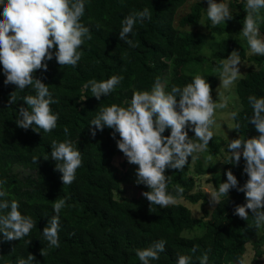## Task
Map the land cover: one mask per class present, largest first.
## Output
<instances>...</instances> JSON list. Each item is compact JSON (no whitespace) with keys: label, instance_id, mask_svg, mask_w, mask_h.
Wrapping results in <instances>:
<instances>
[{"label":"trees","instance_id":"1","mask_svg":"<svg viewBox=\"0 0 264 264\" xmlns=\"http://www.w3.org/2000/svg\"><path fill=\"white\" fill-rule=\"evenodd\" d=\"M205 1L87 0L81 22L89 28L91 38L81 45L80 61L75 67L60 66L53 57L46 62V70L33 73L57 99L56 104L50 105L59 114L57 127L48 133L16 125L18 109L26 107L21 98L34 93L30 87L17 91L16 102L10 105L8 99L16 86L5 85L0 71V179L5 181L2 188L8 193V199L17 201L18 210L34 221V227L22 239H0V264H15L18 257L26 258L29 253L35 257L34 264H140L134 250L148 247L159 239L165 240V250L151 264H174L177 254L190 255L193 264H198L196 258L204 252L208 253V264H236L238 257L246 256L249 245L253 248L255 263L264 264V227L258 238L259 231L253 225L251 214L247 220L233 214L234 207L245 202L243 192L230 189L228 197H221L219 204H211L202 190L197 191V178L207 171L198 162L193 175L189 157L183 170H165L166 176L171 175L168 190L175 195V186L184 189L175 204L165 208L150 206L142 195L148 189L136 183L134 196H123L125 177L119 174L114 163L122 159L124 169L128 162L117 149L110 134L112 130L105 127L94 137L88 130V123L99 106L113 103L126 106L133 90L150 89L157 77L166 83L167 91L172 85L182 87L195 75H201L209 83L210 95L215 100L219 78L213 69L235 50L253 68L235 86L241 109L232 121L234 125L240 124V131L238 134L233 129L232 139L239 135L245 138L258 135L248 121L251 108L247 97L264 96V56L249 55L247 44L237 36L246 15L243 0H228L232 19L216 26H211L206 18ZM187 6L189 11L179 16L180 10ZM145 7L151 12V19L134 25L135 35L129 34V37L137 46L129 48L118 38L120 21L130 12ZM259 31L264 36V23L260 24ZM111 75L123 79L113 92L100 100L82 87L89 79H107ZM65 127L67 138L75 143L82 160L75 179L68 185L60 180L55 162L43 158L51 151V140L66 138ZM185 130L190 138L194 136L187 127ZM168 134L166 129L162 135ZM223 145L226 140L213 136L208 146L212 155H216ZM117 155L122 157L117 159ZM33 156L38 158L37 162H33ZM225 162L230 161H224L215 187L226 180L228 170L236 176L238 186L243 185L247 180L243 158L236 165ZM57 198H66V204L59 214V247L50 248L41 231L53 214L52 203ZM184 201L200 205L203 218L195 219ZM211 205L214 207L209 211L207 207ZM201 226L204 232L200 236L183 234ZM193 247H196L195 253L191 252Z\"/></svg>","mask_w":264,"mask_h":264},{"label":"clouds","instance_id":"2","mask_svg":"<svg viewBox=\"0 0 264 264\" xmlns=\"http://www.w3.org/2000/svg\"><path fill=\"white\" fill-rule=\"evenodd\" d=\"M87 0H0V71L5 79L4 84L16 86L8 103L16 102L17 91L30 87L34 94L24 95L21 99L26 107L18 109L16 125L22 129L32 128L48 133L57 127L59 114L50 105L56 104L48 86L33 73L38 69H47V61H55L60 66L75 67L81 59V45L90 39L89 28L81 22L85 13ZM246 12L242 20V28L238 38L246 42L251 54L264 56V36L259 26L264 23V0H243ZM205 15L211 26L232 19L227 0H207ZM151 19L150 10L145 7L130 12L120 21L118 38L135 48L137 45L131 34L133 28ZM200 24L203 25L201 22ZM11 33V34H10ZM55 48L53 52L52 49ZM241 58L233 50L226 58H222L213 69L220 80L216 89V99L210 95V85L201 76L195 75L190 83L182 87L172 85L165 90L166 83L160 77L155 78L150 89L133 90L126 106L113 103L99 106L95 116L89 121V133L94 137L97 131L105 127L111 129L117 149L124 155L127 162L134 164L135 183L145 186L148 191L142 195L151 205L165 208L182 197L184 189L179 185L173 191L168 190L171 175H165L166 169L181 171L191 161H196L199 154L206 151L213 137L216 124L214 110L224 109L229 103L225 92L234 87L240 71ZM123 79L119 75H111L107 79L87 80L83 88L90 91L91 96L100 100L113 92ZM84 100V99H82ZM248 105L251 115L248 121L254 126L258 135L252 138L229 139L227 142L228 156L225 163L233 165L243 158V173L246 182L238 186L236 176L231 170L225 172L226 180L210 190L209 202L219 204L221 197L227 196L230 189L243 192L245 202L234 207L233 214L247 220L249 214L257 231L264 227V96L249 95ZM235 119L236 111L230 113ZM94 126V127H92ZM186 127L194 133L188 136ZM169 130L167 136L162 135ZM229 129H236L239 134L240 124L236 123ZM65 139L51 140V151L44 159L55 162V170L60 175L63 185L71 184L75 179L76 170L81 165V153L75 143L68 139V129H63ZM119 136L117 139L116 136ZM38 158L33 156V162ZM5 181L0 179V239L4 241L20 240L27 236L34 227L33 219L22 214L16 200L8 199L3 190ZM66 198H57L52 203V215L41 231L43 240L48 247H59L58 231L60 228L59 214L65 207ZM165 240L153 241L148 247L135 249L140 264H151L159 260L160 253L165 250ZM196 252V247L191 249ZM41 254L44 255L41 249ZM198 264H208V253L204 252L197 258ZM35 257L29 253L26 258L18 257L15 264H34ZM174 264H193L192 257L177 254ZM236 264H246L244 256L238 257Z\"/></svg>","mask_w":264,"mask_h":264},{"label":"rangeland","instance_id":"3","mask_svg":"<svg viewBox=\"0 0 264 264\" xmlns=\"http://www.w3.org/2000/svg\"><path fill=\"white\" fill-rule=\"evenodd\" d=\"M217 2H219V0H217ZM205 4L207 6V0L205 1ZM188 11H189V6L185 7L183 10H180L179 16L186 14ZM178 18H177V22H178ZM198 29H195V30L197 31ZM188 30L189 28H186V31ZM241 42L246 45V42L243 41L242 39H241ZM248 54L254 55V54H251L250 52H248ZM252 68H253V65L249 63H246L243 61L240 63L239 65L240 75L237 81H235L234 87H232L230 90L225 92V95L229 97V103L226 105L224 109L214 110L213 118L216 124L214 128L212 129L213 136H217L221 138L222 140H226V145L228 142V138L229 139L233 138V129H229L231 126L234 125L230 113L232 111H239L241 109V103L239 101V98L237 97V93L235 89L236 83L240 79H242L244 75ZM219 83H220V80H219ZM216 96H217V93L215 92V97ZM219 143L222 144V141H220ZM226 145H223L222 148L220 149V153L216 155H212L211 153L212 149H210L209 146H207L206 151L200 153L199 158L196 161L193 162L191 161V158H190V166H191V171L193 172V175H196L195 167L197 166L198 162L202 163L203 170L207 171V174L197 178V191L202 190L208 196V199L210 197V194H208V192L215 188V184H217L218 180L220 179V173L222 171L224 161L226 160L225 157L229 155L227 152ZM116 157L118 159L119 157H122V156L117 155ZM122 162H123L122 159H118L114 163L115 166L118 168L119 174L125 177V180L122 184L121 195L126 196V197H133L135 194L134 192L135 191V177L133 173L134 165L128 163L126 167L123 169L121 167ZM118 197L119 196H117V198ZM183 203L191 209L192 215L195 219L203 218L204 212L202 208L200 207V205H191L185 201ZM214 205L208 206L207 209L209 211H212ZM203 232H204V228L201 226V227H195L192 230H186L183 234L187 237H194V236L202 235ZM262 233L263 232L261 228L259 230L258 238L262 235ZM245 259H246V264H256L254 251H253L252 246L250 245L247 248ZM262 260H264V257Z\"/></svg>","mask_w":264,"mask_h":264}]
</instances>
